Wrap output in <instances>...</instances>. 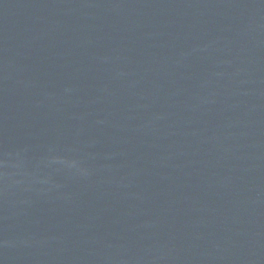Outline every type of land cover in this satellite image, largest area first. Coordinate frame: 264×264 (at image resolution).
Wrapping results in <instances>:
<instances>
[{
    "label": "water",
    "instance_id": "water-1",
    "mask_svg": "<svg viewBox=\"0 0 264 264\" xmlns=\"http://www.w3.org/2000/svg\"><path fill=\"white\" fill-rule=\"evenodd\" d=\"M0 264H264V0H0Z\"/></svg>",
    "mask_w": 264,
    "mask_h": 264
}]
</instances>
